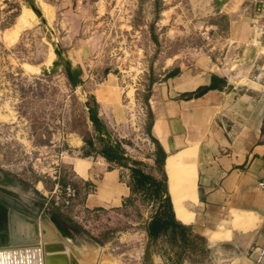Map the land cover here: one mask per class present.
<instances>
[{"label": "rangeland", "instance_id": "1", "mask_svg": "<svg viewBox=\"0 0 264 264\" xmlns=\"http://www.w3.org/2000/svg\"><path fill=\"white\" fill-rule=\"evenodd\" d=\"M245 1L32 0L28 7L0 0V176L37 213L34 223L16 220L18 242L60 244L65 264H169L165 238L148 241L144 260L146 226L158 205L152 186L144 183L120 205L94 204L98 179L113 166L83 143L92 138L99 148L84 103L109 140L141 162L143 174L156 175L141 160H151L153 150L144 98L166 70L207 66L231 82H264L258 77L264 42L248 45L252 15ZM64 62L78 72L75 88ZM100 93L115 103L111 109ZM78 160L88 167L83 177L74 170ZM172 168L168 160L170 177ZM127 176L128 169L119 171V181ZM176 192V208L186 209L190 189ZM51 217L61 220L68 239L59 238ZM186 218L175 219L187 225ZM217 260L211 252L187 251L178 264L231 263Z\"/></svg>", "mask_w": 264, "mask_h": 264}, {"label": "crops", "instance_id": "2", "mask_svg": "<svg viewBox=\"0 0 264 264\" xmlns=\"http://www.w3.org/2000/svg\"><path fill=\"white\" fill-rule=\"evenodd\" d=\"M259 70L258 77L264 76V66ZM227 76L207 66L166 70L148 96L149 133L166 154L162 169L175 218L187 217L185 226L204 238L208 254L213 253L218 262L252 264L250 251L264 249V191L257 187L264 177V82H248V86ZM101 93L104 106L111 109L115 103L104 101ZM151 158L141 160L154 166V146ZM168 160H173L172 177L166 169ZM108 164L113 167L102 172L97 182L93 202L98 206L120 205L133 196L129 177L128 182L119 181L124 168ZM87 169L83 160L74 167L82 177ZM177 187L190 189L184 210L175 206Z\"/></svg>", "mask_w": 264, "mask_h": 264}, {"label": "trees", "instance_id": "3", "mask_svg": "<svg viewBox=\"0 0 264 264\" xmlns=\"http://www.w3.org/2000/svg\"><path fill=\"white\" fill-rule=\"evenodd\" d=\"M24 3L26 6L32 7V0H24ZM173 72L174 71L167 73L164 77H170ZM210 88L211 85L198 88L194 95L198 96ZM147 99L148 96L144 98L145 101H147ZM147 114L149 117V123L146 128V135L154 146L153 165L159 178L143 174L139 169L143 167L142 163L125 156L119 145L116 142H111L109 140V136L104 132V129L101 128V125L95 128L94 134V140L99 145V148L94 146L92 138H84L83 143L106 162L128 169V186L131 195H134L135 193L140 194V189L143 188L144 183L155 189L158 205L156 212L146 226V233L149 237L150 243L155 242L159 238H165L168 245L165 262H169V264H178L181 262V255L187 251H204V253H208V250L205 247L206 243L203 237L192 234L189 226H185L175 219L174 208L168 191L167 178L162 169L166 154L157 141L150 136L149 128L152 117L149 110L147 111ZM102 137H105L106 141H103Z\"/></svg>", "mask_w": 264, "mask_h": 264}, {"label": "flooded vegetation", "instance_id": "4", "mask_svg": "<svg viewBox=\"0 0 264 264\" xmlns=\"http://www.w3.org/2000/svg\"><path fill=\"white\" fill-rule=\"evenodd\" d=\"M9 182L3 176H0V247L6 246L9 241V233L10 227L9 224L12 225L13 234L15 233V222L20 218H24L26 220L35 222L37 218V213H32L30 208L25 206L22 203L21 198L17 193H15L9 187ZM9 211H11V216L9 215ZM38 218H40L38 216ZM51 224L55 231L57 232L59 238L65 240L68 239L66 229L62 225L61 220H58L55 217H51ZM34 225V224H33ZM35 226H33V230ZM31 243V242H30ZM26 243V244H30ZM18 244H25L24 242H19ZM65 264V263H61Z\"/></svg>", "mask_w": 264, "mask_h": 264}, {"label": "water", "instance_id": "5", "mask_svg": "<svg viewBox=\"0 0 264 264\" xmlns=\"http://www.w3.org/2000/svg\"><path fill=\"white\" fill-rule=\"evenodd\" d=\"M54 53L58 54V51L56 50V51H54ZM52 65L56 66L57 62H53ZM64 71L66 73V78L70 82L72 88H75L78 72L77 71H71L68 62H64ZM84 106L87 109L88 120L92 123L94 128L99 127L100 123L98 121L96 111L93 108H90L87 102L84 103ZM9 215L11 216V211H9ZM9 227H10V233H9L8 244L6 246L0 247V249L1 248L13 247V246H16V244L19 243L18 240L15 237V233L13 234L12 225L9 224ZM148 241H149V237L147 235V242H146V244L144 246V260L145 261L148 259ZM37 244L38 243L34 240L32 243L26 244V245L36 246ZM19 245H21V244H19ZM61 251H63V248H62V246L60 244L43 243L42 252L45 254V257H44L45 258V263L46 264H61V263H65L66 258H65V256L63 254H60Z\"/></svg>", "mask_w": 264, "mask_h": 264}, {"label": "built area", "instance_id": "6", "mask_svg": "<svg viewBox=\"0 0 264 264\" xmlns=\"http://www.w3.org/2000/svg\"><path fill=\"white\" fill-rule=\"evenodd\" d=\"M245 3L246 8L249 9L252 15V18L250 19L252 31L248 45L250 47H259L260 43L262 41L264 42V0H246ZM251 39L256 42L251 43ZM257 187L264 191V177L258 181ZM250 254L253 256L252 264H264L263 248H255L250 251Z\"/></svg>", "mask_w": 264, "mask_h": 264}, {"label": "bare ground", "instance_id": "7", "mask_svg": "<svg viewBox=\"0 0 264 264\" xmlns=\"http://www.w3.org/2000/svg\"><path fill=\"white\" fill-rule=\"evenodd\" d=\"M255 41H251L253 43ZM42 245L38 242L36 246H30L26 244H16V246L0 249V264H46L45 254L42 252ZM23 248H32L33 250L28 252L22 251ZM20 250V252L18 251ZM18 251V252H17ZM29 251V250H28ZM66 258V248L63 247V251L60 252Z\"/></svg>", "mask_w": 264, "mask_h": 264}]
</instances>
